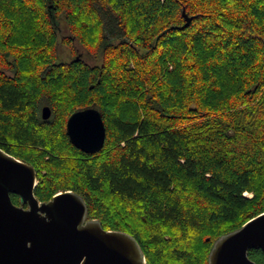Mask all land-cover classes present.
Instances as JSON below:
<instances>
[{
  "label": "trees",
  "instance_id": "16d2710c",
  "mask_svg": "<svg viewBox=\"0 0 264 264\" xmlns=\"http://www.w3.org/2000/svg\"><path fill=\"white\" fill-rule=\"evenodd\" d=\"M73 40L100 63L58 60ZM88 107L96 153L66 133ZM0 148L34 167L39 201L80 194L146 264H208L264 212V0H0Z\"/></svg>",
  "mask_w": 264,
  "mask_h": 264
},
{
  "label": "water",
  "instance_id": "95a60500",
  "mask_svg": "<svg viewBox=\"0 0 264 264\" xmlns=\"http://www.w3.org/2000/svg\"><path fill=\"white\" fill-rule=\"evenodd\" d=\"M182 15L188 25L192 17L184 10ZM50 114L47 105L41 107L42 119ZM66 133L76 148L96 153L104 145L106 129L100 112L88 107L68 117ZM36 184L34 167L0 148V264H146L136 238L105 230L100 220L87 218L80 194L58 192L39 201ZM249 249H260L264 255V212L218 236L208 264H257L248 256Z\"/></svg>",
  "mask_w": 264,
  "mask_h": 264
},
{
  "label": "rangeland",
  "instance_id": "374dc122",
  "mask_svg": "<svg viewBox=\"0 0 264 264\" xmlns=\"http://www.w3.org/2000/svg\"><path fill=\"white\" fill-rule=\"evenodd\" d=\"M56 29L58 32L59 38L63 36H68L69 32L67 29V25L63 19L58 20L56 23ZM71 48L67 47L66 45L60 43L57 44V52H58V60L60 61H69L76 55L78 58L83 59L88 64H99L101 61L100 57H93L91 56L81 45H79L75 40L71 42ZM245 195L250 196V193L246 192Z\"/></svg>",
  "mask_w": 264,
  "mask_h": 264
}]
</instances>
